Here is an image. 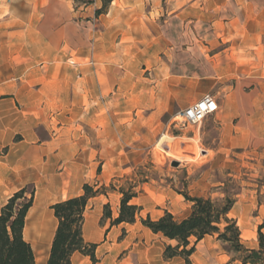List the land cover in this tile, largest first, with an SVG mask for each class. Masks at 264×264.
Instances as JSON below:
<instances>
[{"label":"crops","instance_id":"crops-1","mask_svg":"<svg viewBox=\"0 0 264 264\" xmlns=\"http://www.w3.org/2000/svg\"><path fill=\"white\" fill-rule=\"evenodd\" d=\"M166 1L179 7L180 0H113L105 14L75 21L72 17L82 7L68 0H0V209L19 190L34 188L22 237L31 247L35 264H46L57 228L51 206L82 195L84 184L115 188L89 199L85 209L83 238L96 245V264H185L178 257L165 260V246L175 243L140 222L147 215L152 220L160 218L166 209L159 201L170 194L137 191L131 204L141 211L133 224L111 226L118 213L103 218L105 205L111 209L119 204L121 195L113 184L131 181L127 179L133 170L131 156L141 153L150 131L147 119L128 123L129 100L142 99L128 92L139 84L123 85V95L120 86L118 98L110 97L115 95L118 78L115 61L119 52L131 59L133 44L145 43L149 49L164 40L155 16ZM239 1L252 12V20L250 27L238 26L235 20L228 24L234 28L228 41L238 45L225 50V71L247 75L254 93L245 94L242 81L220 98L214 114L222 108L219 151L234 147L264 158V1ZM249 47L259 52L251 55ZM156 90L163 92L149 99H156L164 112L175 104L189 106L197 101L180 103L178 84ZM117 102L123 108L116 111ZM133 139L141 146L133 147ZM178 197H171L172 201ZM184 208L180 220L189 214V206ZM228 216L243 220L241 238L242 231L250 236L241 241L256 248L259 226L264 235V205L254 199L237 200ZM189 260L191 264H228L229 256L215 236H205ZM71 264L91 262L74 253Z\"/></svg>","mask_w":264,"mask_h":264},{"label":"rangeland","instance_id":"rangeland-1","mask_svg":"<svg viewBox=\"0 0 264 264\" xmlns=\"http://www.w3.org/2000/svg\"><path fill=\"white\" fill-rule=\"evenodd\" d=\"M68 1L73 2L74 6L82 7V10H77L78 14L72 17L75 21L95 16V11L101 7V0ZM239 2L180 0L176 9L166 1L155 16L157 29L164 35V40L149 49L145 43L133 44L131 59L127 58V54L119 52L115 61V74L118 78L113 90L115 95L111 93L110 97L118 98L116 89L120 86V94L123 95V85L128 88L129 83L139 84L136 90L128 92L142 96V99L129 100L130 107L127 109L131 111L128 115L131 119L128 123L134 119H147L150 131L147 144L141 146L135 139L132 141L133 147L141 146V153L133 152L131 156L133 170L127 178L131 181H118L113 185L118 190L136 185L139 188L134 189L135 192L145 188L170 194L165 201L160 199L159 203L166 210L173 211L174 215L170 214L176 220L184 217V204L191 207L182 196L183 192L189 197L210 198L217 203L226 198L234 203L237 200L246 203L247 200L254 199L258 204L264 205V158L234 147L219 151L218 129L222 108L217 115L206 118L198 126L182 127L175 117L187 104H175L164 112L165 108L159 106L156 99L151 100L163 92L156 88H165L171 84L179 85L180 103L192 99L198 101L202 96L210 95L219 106L220 98L233 91L236 84L242 81L245 82L244 93H254L251 91L247 75H232L225 71L228 61L225 50L238 45L228 41L227 36L234 31L228 24L235 20L238 21V26L248 24L250 27L252 20V12L241 7ZM85 7L87 11L83 10ZM144 47L148 52L143 51ZM247 51L252 55L259 52V49L249 47ZM73 61L77 65L80 64L79 60ZM147 97L148 101H145ZM115 106L116 111L123 108L118 102ZM262 109L264 111V108ZM164 135L172 140L163 145V150H159L156 143ZM104 188L111 190L110 185ZM177 195V201H172ZM118 209L119 204H112L110 212L116 214ZM228 218L236 222L239 230L243 228V220L237 222L233 217ZM249 236V233L242 231L241 238L240 231L241 240L248 239Z\"/></svg>","mask_w":264,"mask_h":264},{"label":"trees","instance_id":"trees-1","mask_svg":"<svg viewBox=\"0 0 264 264\" xmlns=\"http://www.w3.org/2000/svg\"><path fill=\"white\" fill-rule=\"evenodd\" d=\"M113 0H101V7L94 13L95 17L107 12ZM83 5L86 6V3ZM119 188L121 198L117 217L111 221V226L133 224L139 216L141 208L131 204L136 197L134 189ZM111 190H115L111 186ZM82 195L67 199L51 206L57 219V228L51 243L46 264H71L74 253L88 257L91 264H96V245L85 242L83 238L84 213L89 199L98 195H105L107 190L103 186L84 184ZM34 188L25 187L16 192L0 209V264H35L31 247L23 240L22 230L25 215L32 204ZM185 201L191 204L189 214L182 220H176L167 211L152 220L148 215L141 218L143 227L153 234H160L163 238L174 242L166 245L163 258L171 260L181 258L185 264L190 263V256L196 245L205 236H215L229 256L228 264H264V235L262 226L257 230V247L248 248L240 239V230L228 214L234 204L226 198L217 203L210 198L189 197L182 193ZM103 218L111 219L110 206L103 207Z\"/></svg>","mask_w":264,"mask_h":264},{"label":"built area","instance_id":"built-area-1","mask_svg":"<svg viewBox=\"0 0 264 264\" xmlns=\"http://www.w3.org/2000/svg\"><path fill=\"white\" fill-rule=\"evenodd\" d=\"M219 111V106L210 95L202 96L195 103L187 106L177 113L175 119L182 127L184 126H198L206 118L213 116Z\"/></svg>","mask_w":264,"mask_h":264},{"label":"bare ground","instance_id":"bare-ground-1","mask_svg":"<svg viewBox=\"0 0 264 264\" xmlns=\"http://www.w3.org/2000/svg\"><path fill=\"white\" fill-rule=\"evenodd\" d=\"M172 139H170L169 137H167V136H163V137H161L160 138V140L156 143L157 145V148H159V150L161 149V150H163V145L166 143V142H168V141H171ZM168 151V150H167ZM164 153V152H163Z\"/></svg>","mask_w":264,"mask_h":264}]
</instances>
